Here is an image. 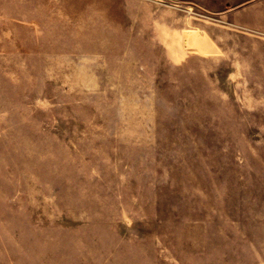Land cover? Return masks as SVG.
I'll list each match as a JSON object with an SVG mask.
<instances>
[{"label":"rangeland","instance_id":"obj_1","mask_svg":"<svg viewBox=\"0 0 264 264\" xmlns=\"http://www.w3.org/2000/svg\"><path fill=\"white\" fill-rule=\"evenodd\" d=\"M219 1L0 0V264H264V0Z\"/></svg>","mask_w":264,"mask_h":264},{"label":"crops","instance_id":"obj_2","mask_svg":"<svg viewBox=\"0 0 264 264\" xmlns=\"http://www.w3.org/2000/svg\"><path fill=\"white\" fill-rule=\"evenodd\" d=\"M241 1V0H240ZM194 3H199L201 4L203 7H209V5H211L212 3H218V4H225L226 1H224V3L220 2L219 0H158V9H165V8H188L190 5L194 4ZM167 13L165 12H159L158 13V24H160V27L162 26H168V27H173V24H176L174 20H170L169 18V11L170 10H166ZM164 14V15H163ZM236 18H238V20H240L241 22H249L250 21V17L247 13L242 12H236L235 15ZM173 23V24H172ZM253 23V22H251ZM172 29V28H171ZM168 37H166L164 34L163 35H158V39L163 41L168 39ZM164 42V41H163Z\"/></svg>","mask_w":264,"mask_h":264}]
</instances>
